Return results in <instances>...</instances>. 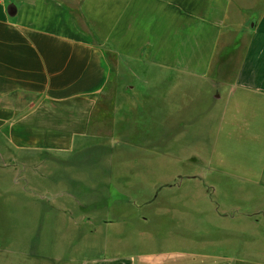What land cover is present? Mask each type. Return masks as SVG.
I'll list each match as a JSON object with an SVG mask.
<instances>
[{
	"label": "crops",
	"instance_id": "obj_1",
	"mask_svg": "<svg viewBox=\"0 0 264 264\" xmlns=\"http://www.w3.org/2000/svg\"><path fill=\"white\" fill-rule=\"evenodd\" d=\"M113 65L135 82L130 87L150 113H175L167 104L194 88L207 99L205 128L226 122L234 130L253 128L264 121V0H0V171L10 174L16 161L37 154L70 159L97 138L101 98L117 79ZM115 95L116 118L127 99L121 90ZM101 137L111 143L112 132ZM60 213L44 218L55 240L60 220L96 235L91 220ZM160 215L182 231L150 232L151 219L121 218L119 237L105 241L115 252L77 264H264L256 244L231 240L223 251L212 249L218 222L231 223L209 218L192 202L170 201ZM186 227L199 236L183 233ZM202 234L209 239L200 240ZM39 247L0 250V264H63V257L42 252V240Z\"/></svg>",
	"mask_w": 264,
	"mask_h": 264
},
{
	"label": "rangeland",
	"instance_id": "obj_2",
	"mask_svg": "<svg viewBox=\"0 0 264 264\" xmlns=\"http://www.w3.org/2000/svg\"><path fill=\"white\" fill-rule=\"evenodd\" d=\"M113 68L117 79L101 98V115L97 114L95 121L100 125L97 138L70 159H56L47 154L46 161L37 154L16 161L18 166L10 174L0 171L3 173L0 174V250L29 247L39 251L42 240V252L63 257V264H77L83 257L101 255L105 250L115 252L105 241L107 237H119L121 218L151 219V225L146 227L150 232L182 231L176 220L160 213L170 201L187 200L193 203V208L208 212L209 218L222 217L231 223L222 226L218 222L217 247L212 249L223 251V247L229 248L231 240H236L241 245H259L262 251L264 121L255 122L252 130H234L229 125L231 122L205 128L207 99L196 96L194 88L190 95L175 97L172 108L167 104L172 110L175 105V113L154 110L151 114L146 110V101L138 98L130 87L135 82L124 80L119 74L120 66ZM141 85L140 82L139 88ZM120 90L127 100L124 111L115 118V94ZM120 98L119 95L117 99ZM243 111L238 116L244 119L247 112ZM117 120L123 121L115 126ZM109 121L112 126L108 125ZM111 132V143L106 139L103 144L101 136L109 137ZM21 186L28 187L27 192L15 191ZM40 186L47 188V192H40ZM123 194L129 197V203L126 204ZM60 212L64 217L91 220L96 235L86 234L83 227L76 228L60 220L58 240H55L50 224L45 233L44 218ZM111 224L115 225L109 227ZM207 225L211 224H203L208 228ZM186 229L189 232L183 233L193 238L200 234L196 229ZM209 237L202 234L200 240Z\"/></svg>",
	"mask_w": 264,
	"mask_h": 264
},
{
	"label": "built area",
	"instance_id": "obj_3",
	"mask_svg": "<svg viewBox=\"0 0 264 264\" xmlns=\"http://www.w3.org/2000/svg\"><path fill=\"white\" fill-rule=\"evenodd\" d=\"M4 1V0H3ZM6 1H10V0H6Z\"/></svg>",
	"mask_w": 264,
	"mask_h": 264
},
{
	"label": "trees",
	"instance_id": "obj_4",
	"mask_svg": "<svg viewBox=\"0 0 264 264\" xmlns=\"http://www.w3.org/2000/svg\"><path fill=\"white\" fill-rule=\"evenodd\" d=\"M122 197H124V196H122ZM127 199V198H126Z\"/></svg>",
	"mask_w": 264,
	"mask_h": 264
}]
</instances>
